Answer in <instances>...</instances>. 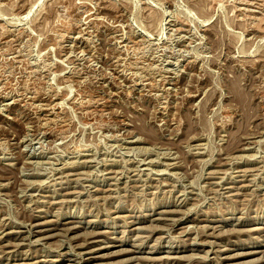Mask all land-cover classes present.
<instances>
[{
    "label": "rangeland",
    "instance_id": "1",
    "mask_svg": "<svg viewBox=\"0 0 264 264\" xmlns=\"http://www.w3.org/2000/svg\"><path fill=\"white\" fill-rule=\"evenodd\" d=\"M0 264H264V0H0Z\"/></svg>",
    "mask_w": 264,
    "mask_h": 264
}]
</instances>
